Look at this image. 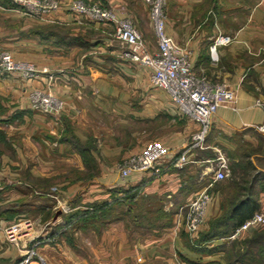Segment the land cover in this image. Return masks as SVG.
Returning a JSON list of instances; mask_svg holds the SVG:
<instances>
[{
	"label": "crops",
	"instance_id": "obj_1",
	"mask_svg": "<svg viewBox=\"0 0 264 264\" xmlns=\"http://www.w3.org/2000/svg\"><path fill=\"white\" fill-rule=\"evenodd\" d=\"M73 1L58 0L53 23L0 11V52L50 70L34 80L0 76V133L8 145L0 153V264H17L30 247L27 238L7 236L18 220L60 214L44 221L46 234L63 224L71 207H90L137 188V205L125 220L102 230L89 225L73 240L40 246L34 264H226V240L203 247L195 242L237 194L254 199L253 214L264 215V134L257 130L264 116L256 106L264 102V0H166V34L191 53L193 72L235 92V102L212 117L206 148L190 153L191 162L181 169L170 162L188 147L198 125L151 85L147 69L122 58L111 26L70 13ZM81 1L130 20L149 52L157 51L143 0ZM47 26H57L63 41L30 35ZM217 36L232 42L218 47L212 61L209 47ZM33 90L62 101L61 114L32 111ZM153 142L167 152L161 174L120 178L118 166ZM219 157L226 178L213 182ZM88 165L95 166V174ZM51 185L57 189L53 196ZM206 188L211 199L205 223L192 237L183 226L185 206ZM10 202L14 211L4 208Z\"/></svg>",
	"mask_w": 264,
	"mask_h": 264
},
{
	"label": "built area",
	"instance_id": "obj_2",
	"mask_svg": "<svg viewBox=\"0 0 264 264\" xmlns=\"http://www.w3.org/2000/svg\"><path fill=\"white\" fill-rule=\"evenodd\" d=\"M9 7L0 5V11L12 12L23 17L31 18L41 23H53V14L59 10L58 0H3ZM148 11V17L153 29L157 51L150 53L141 34L128 19H118L114 12L98 4H86L75 0L68 6V11L76 16H83L92 22L100 23L113 28V38L120 44L121 56L124 60L137 64L150 72V82L154 88L166 92L175 110L197 124L198 132L192 137L188 147L182 154L174 158L170 165L181 169L191 161L189 154L204 150L205 140L209 132L212 117L217 110L235 102V92L226 84L209 82L206 78L197 76L191 66V53L180 46L166 34L165 8L166 0H143ZM232 38L217 36L212 40L209 53L212 61L216 60L218 47L226 46ZM17 74L25 80H34L42 74H50L48 68L38 69L32 63L15 61L6 51L0 52V76ZM51 78V77H50ZM30 109L45 115L59 116L63 103L48 91L33 90L29 95ZM256 106L264 116V102L257 101ZM264 134V123L257 127ZM167 156L166 149L158 143L148 144L139 155L132 156L118 166L120 178L125 179L131 174L151 172L159 176ZM226 172L222 157L217 159L213 182L225 180ZM1 189V185H0ZM208 189L198 193L186 206L183 226L189 236H195L205 223L206 209L210 202ZM264 224V215L255 214L242 226L237 228L231 238L238 236L242 231ZM31 222L23 220L10 226L7 236L27 238L30 247L22 254L17 264H34L39 259L38 248L43 245H52L57 236L50 233L33 236ZM59 234V233H57Z\"/></svg>",
	"mask_w": 264,
	"mask_h": 264
},
{
	"label": "trees",
	"instance_id": "obj_3",
	"mask_svg": "<svg viewBox=\"0 0 264 264\" xmlns=\"http://www.w3.org/2000/svg\"><path fill=\"white\" fill-rule=\"evenodd\" d=\"M0 5L9 7V3L5 1H0ZM58 29L57 26L37 27L30 30V35L36 34L44 41L53 39L55 42H60L63 41V38L58 33ZM138 195L139 188L126 191L121 198L114 197L109 201L95 203L90 207L73 206L68 211L64 223L51 232L50 235H54V232L61 233L59 230H62L63 237L67 238L68 235H73L75 232L86 230L89 225L98 224V230H102L113 222V220H125L130 214V207L137 205ZM229 204L228 211L223 213L218 219L212 220L209 223L208 230L202 233L198 240H196V246L203 247L215 240L228 239L238 227L254 215V199L243 198L241 200L240 195L237 194L234 201H229ZM262 238H264V231L262 232L261 230L250 241H245L243 244L251 245ZM236 243L234 246H237ZM223 249L225 250L224 247ZM235 251L237 252V250Z\"/></svg>",
	"mask_w": 264,
	"mask_h": 264
},
{
	"label": "rangeland",
	"instance_id": "obj_4",
	"mask_svg": "<svg viewBox=\"0 0 264 264\" xmlns=\"http://www.w3.org/2000/svg\"><path fill=\"white\" fill-rule=\"evenodd\" d=\"M108 30H111V29L108 28ZM110 33L112 34V37H113V33L112 32H110ZM115 44H118V42L116 41ZM118 46L121 47L120 44H118ZM3 137L4 136L0 133V153H2V152L5 153V151H7L6 147L8 146L2 142ZM88 167L93 171L92 173H94L96 171L95 166L88 165ZM40 183L42 184L45 182H40ZM50 188L51 189H50L49 194L51 196H53L57 190L56 186L51 185ZM54 202L57 203L55 200H54ZM13 203L14 202H12V203L10 202V203L4 205V208H7V209L10 208V211L11 210L14 211L17 207L14 206ZM9 215H12V214H9ZM58 216H60V214H55L54 212L53 213L49 212V213H42L40 218H36V217H34V215H30L28 217L30 219H32V218L34 219V220H29V221H31V224L33 225L32 226V228H34L33 231L35 233L39 231L38 235H41L44 231V228H42V227H44L43 226L45 223L44 221H47V220L54 218V217L56 218ZM12 217L13 216H11V218ZM66 217H67V214L63 216V219H62L63 223H64ZM14 221H17V219ZM18 221L22 222L23 219H20ZM18 221L16 223H18ZM69 230H71V229H69ZM96 230H98V229H96ZM261 230H262V232L264 231V224L257 226V227H254V228H250L246 231H242L238 236H236L234 238H231V236L233 235L232 234L228 239H224V240H226L225 241L226 245L224 246L225 252H226V254H225L226 264H264V238L258 240V242L253 243L251 245H244L243 244V242H245V241H250L254 237V235L261 232ZM59 231L61 233L54 232V235L57 236V238H56L55 243L52 245H57L58 243L61 242V239L63 238V233H62L63 231L62 230H59ZM82 231H85V230H82ZM82 231H78V232H82ZM51 232H53V231H51ZM51 232H49V233L51 234ZM57 233H59V234H57ZM75 233H77V232H75ZM75 233L73 235L72 234L68 235L66 239L67 240H69V239L73 240ZM96 233H97V231H96ZM235 242H237L236 243L237 246H234ZM71 243L74 244V242H71ZM233 247H235V248H233ZM235 250H237V252Z\"/></svg>",
	"mask_w": 264,
	"mask_h": 264
}]
</instances>
